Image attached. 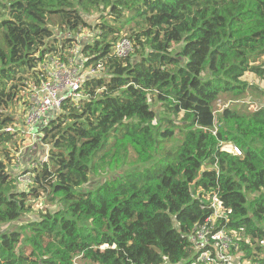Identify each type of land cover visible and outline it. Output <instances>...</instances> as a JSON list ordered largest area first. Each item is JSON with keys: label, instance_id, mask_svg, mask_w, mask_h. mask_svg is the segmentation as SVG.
<instances>
[{"label": "trees", "instance_id": "16d2710c", "mask_svg": "<svg viewBox=\"0 0 264 264\" xmlns=\"http://www.w3.org/2000/svg\"><path fill=\"white\" fill-rule=\"evenodd\" d=\"M75 47L83 68L103 62L88 98L21 133L39 63ZM263 79L264 0H0V264H187L212 190L242 258L264 264V103L246 101ZM26 134L47 149L25 167ZM39 199L57 206L32 216Z\"/></svg>", "mask_w": 264, "mask_h": 264}, {"label": "built area", "instance_id": "2783aa9c", "mask_svg": "<svg viewBox=\"0 0 264 264\" xmlns=\"http://www.w3.org/2000/svg\"><path fill=\"white\" fill-rule=\"evenodd\" d=\"M132 49L131 41L122 37L115 43L112 52L116 56L124 57L131 53ZM79 50L78 47L71 49L69 51L71 57L66 61L56 56H49L39 63L35 79L28 86L29 99L25 108L24 121L20 126L21 133H29L41 114L50 110H59L65 100L77 101V99L88 98L89 94L82 90L83 85L89 77L100 74L103 62L98 61L93 66L83 68L76 63ZM81 68L85 69L84 73ZM6 130L15 129L8 127ZM232 151L236 155H242L238 146H232ZM22 177V180H29V175ZM195 197H198V192ZM205 199L207 201H204V204L208 213L194 226L190 235V240L195 247V255L187 264H259L243 259L242 253L233 241V236L221 226L220 220L226 216V213L218 191H209ZM200 205L204 208L202 204Z\"/></svg>", "mask_w": 264, "mask_h": 264}, {"label": "rangeland", "instance_id": "374dc122", "mask_svg": "<svg viewBox=\"0 0 264 264\" xmlns=\"http://www.w3.org/2000/svg\"><path fill=\"white\" fill-rule=\"evenodd\" d=\"M84 32V31H83ZM88 36H91V33H85V34H82V36H79L80 37V43H82V38H87ZM82 39V40H81ZM82 73L85 72V69H82ZM263 81V85L264 86V79L261 80ZM261 86V84H259ZM24 92V95L25 97L23 98L22 101H20V104L18 107H21L23 106V101H26L29 99V95H27L26 93V90L23 91ZM225 98V96H221L220 98L218 97L217 98V102L215 103V108L217 110H219L222 106L226 105L227 103L230 102L229 101H226V102H223V99ZM255 100V101H254ZM243 102V100L241 99H238V100H235L234 102ZM246 101L249 102V104L251 106H254V105H261V103L263 102L264 103V94L262 95H259V93H253L251 95V97H247L246 98ZM26 108V106L24 105V109ZM29 106L27 107V110H28ZM14 112L16 113L15 116H19L18 115V111L16 109V107L14 108ZM28 112V111H27ZM25 113V111H24ZM24 113H23V117H24ZM56 115V113L54 112H48L46 113L43 117H42V120L41 122L38 124V128H39V132L41 130L42 127H44L45 125H47L48 121L50 119H52L54 116ZM38 133V132H36ZM37 135V134H36ZM26 136V139H25V142H24V145L23 147L21 148L20 152H19V156H18V162L21 163V161H23L25 159V161L23 162L25 164V167L28 165H30V163H33V165L36 164V160L37 159H40V162L45 160V152H46V146H44L41 141L39 140V136L38 138L36 139L34 136H31V135H25ZM179 139H180V136H177L175 135L173 138H171L169 141H165V144H164V150L165 151H174L176 149V147L178 146L179 144ZM17 162V159H16V163ZM14 169V172L16 173V170L15 168L13 167ZM124 170V169H123ZM130 170V169H129ZM23 175L21 174H17V177L19 179V181H22ZM97 181H92L90 183H88L87 185H85L83 188L84 189H93L94 187L97 186ZM33 203H35L34 205V209H33V212H32V216H36L38 215V212L45 206V208H48V207H51V208H54L55 206H57V204H48V203H45L44 199H39V200H36L34 201ZM10 228V224H5V225H0V230H5V229H8ZM78 260L76 261V263H78ZM79 264V263H78ZM80 264H84L83 262H80Z\"/></svg>", "mask_w": 264, "mask_h": 264}, {"label": "crops", "instance_id": "0c3cea01", "mask_svg": "<svg viewBox=\"0 0 264 264\" xmlns=\"http://www.w3.org/2000/svg\"><path fill=\"white\" fill-rule=\"evenodd\" d=\"M41 120H42V118H41ZM41 120L38 122V124L41 122ZM38 124H37V125H38ZM35 130H38V129H37V126L35 127Z\"/></svg>", "mask_w": 264, "mask_h": 264}]
</instances>
